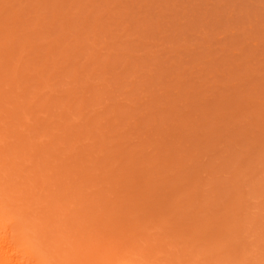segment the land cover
<instances>
[{
	"label": "rangeland",
	"instance_id": "1",
	"mask_svg": "<svg viewBox=\"0 0 264 264\" xmlns=\"http://www.w3.org/2000/svg\"><path fill=\"white\" fill-rule=\"evenodd\" d=\"M1 167L120 264H264V0H0Z\"/></svg>",
	"mask_w": 264,
	"mask_h": 264
},
{
	"label": "bare ground",
	"instance_id": "2",
	"mask_svg": "<svg viewBox=\"0 0 264 264\" xmlns=\"http://www.w3.org/2000/svg\"><path fill=\"white\" fill-rule=\"evenodd\" d=\"M17 183L8 169L0 168V264H120L96 244L84 246L87 250L77 246L55 225L48 203L21 200ZM122 264L147 263L134 258Z\"/></svg>",
	"mask_w": 264,
	"mask_h": 264
}]
</instances>
